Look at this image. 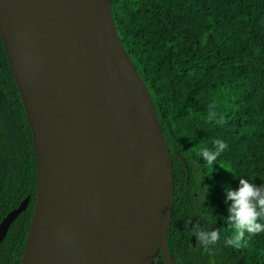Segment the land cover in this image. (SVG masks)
Listing matches in <instances>:
<instances>
[{
	"label": "water",
	"instance_id": "water-1",
	"mask_svg": "<svg viewBox=\"0 0 264 264\" xmlns=\"http://www.w3.org/2000/svg\"><path fill=\"white\" fill-rule=\"evenodd\" d=\"M22 69L0 35L32 132L37 186L20 264H152L167 245L172 155L109 0H8ZM152 204L138 215L148 169ZM28 197L0 221V242Z\"/></svg>",
	"mask_w": 264,
	"mask_h": 264
},
{
	"label": "trees",
	"instance_id": "trees-1",
	"mask_svg": "<svg viewBox=\"0 0 264 264\" xmlns=\"http://www.w3.org/2000/svg\"><path fill=\"white\" fill-rule=\"evenodd\" d=\"M120 41L154 102L173 164L167 236L175 264H264V232L225 246L226 190L264 183V0H109ZM227 144L212 166L198 155ZM227 169V170H226ZM229 170V171H228ZM37 186L31 128L0 35V221L28 197L0 242L20 264ZM264 223V221H261ZM220 230L205 252L194 227ZM152 264H166L158 251Z\"/></svg>",
	"mask_w": 264,
	"mask_h": 264
},
{
	"label": "clouds",
	"instance_id": "clouds-1",
	"mask_svg": "<svg viewBox=\"0 0 264 264\" xmlns=\"http://www.w3.org/2000/svg\"><path fill=\"white\" fill-rule=\"evenodd\" d=\"M212 143V149L202 146L198 150V155L209 166H212L221 152L227 148V144L220 139L213 140ZM226 199L230 201L227 208L228 215L227 217L221 216L220 219L234 229V234L231 237H226L224 244L239 248L245 232L250 237L264 232V223L261 222L264 221V183L257 186L241 177L237 189L226 190ZM193 229L197 243L205 252H209L210 246L220 240L219 229L206 231L201 229L198 224Z\"/></svg>",
	"mask_w": 264,
	"mask_h": 264
},
{
	"label": "bare ground",
	"instance_id": "bare-ground-1",
	"mask_svg": "<svg viewBox=\"0 0 264 264\" xmlns=\"http://www.w3.org/2000/svg\"><path fill=\"white\" fill-rule=\"evenodd\" d=\"M7 6L2 9V26L6 29V35L8 36L12 47L16 52V60L20 63L22 69L29 70L27 63V53L23 37L20 34V28L17 25L15 12L12 10L8 0H6ZM4 5V4H3ZM1 7V6H0ZM1 10V9H0ZM152 177L150 174V168L143 179L142 192L138 198V211L137 214L144 215L150 210L152 204Z\"/></svg>",
	"mask_w": 264,
	"mask_h": 264
},
{
	"label": "rangeland",
	"instance_id": "rangeland-1",
	"mask_svg": "<svg viewBox=\"0 0 264 264\" xmlns=\"http://www.w3.org/2000/svg\"><path fill=\"white\" fill-rule=\"evenodd\" d=\"M0 6V11L2 12V9H5V7L7 6L6 0H0Z\"/></svg>",
	"mask_w": 264,
	"mask_h": 264
}]
</instances>
